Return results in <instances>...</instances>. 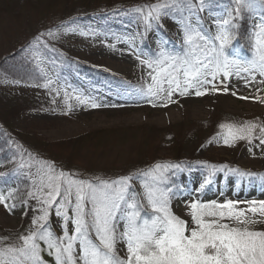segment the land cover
Wrapping results in <instances>:
<instances>
[{"label": "rangeland", "instance_id": "obj_1", "mask_svg": "<svg viewBox=\"0 0 264 264\" xmlns=\"http://www.w3.org/2000/svg\"><path fill=\"white\" fill-rule=\"evenodd\" d=\"M161 1L0 0V70L7 71V77L0 78V134L15 144H3L0 137L1 177L15 164H25L33 174L37 164L78 180H114L175 161L264 173V144L260 143L264 77L256 74L253 81L247 73L227 79L218 76L213 82L217 90L204 85L206 94L200 97L191 90L185 96L174 91L170 100L166 91L161 92L152 98L155 107L142 95L141 89L146 91L152 85L151 76L156 72L155 65L149 67L141 61L156 60L161 52L180 51L182 24L197 27V17L202 21L199 27L215 35L213 21L227 18L231 11L229 5H220L215 11L197 8L178 18L163 15L150 21L145 14L134 23L119 22L121 13H98L107 7L118 11ZM262 10L252 9L245 19L233 13L235 38L226 49L230 55L238 52L241 58L250 57L255 16ZM28 41L45 42L55 54L117 79V88H104L68 70L61 78L42 51L32 50L27 60L14 59V53ZM161 86L168 89L167 83ZM93 103L99 107H91ZM247 123L257 125L251 142L236 139L225 146L227 128L221 125L240 128ZM166 178L163 186L172 188L171 210L186 220H190L187 204L193 200L239 201L240 209L250 208V201H264V187L221 174L203 176L194 166ZM205 179L211 183L200 190ZM8 185L15 191L3 195L14 207L8 211L0 205V229H22V235H27L35 230L32 221L39 214L34 211L35 200L28 196L34 184L30 188L16 182ZM132 188L142 198L139 180L132 181ZM247 215L261 221L249 224L251 230L264 231V217L259 212ZM50 224L60 235L54 213ZM117 252L125 255L123 243L117 244Z\"/></svg>", "mask_w": 264, "mask_h": 264}, {"label": "snow or ice", "instance_id": "obj_2", "mask_svg": "<svg viewBox=\"0 0 264 264\" xmlns=\"http://www.w3.org/2000/svg\"><path fill=\"white\" fill-rule=\"evenodd\" d=\"M255 2L234 0L236 16L240 15L241 6L246 4L252 9ZM259 3L264 9V0ZM165 6H145L148 8L145 20L158 19L159 10ZM137 11L143 12V9ZM234 19L233 12L229 11L227 18L214 20L213 35L199 27L202 21L197 17V27L182 24L180 51L161 52L156 60L141 61L149 67L155 65L152 85L146 91L141 89L153 107L157 105L152 98L161 92L166 91L170 100L174 91L185 96L191 90L200 97L206 94L204 85L217 90L213 82L218 76L227 79L232 74L247 73L253 81L256 74L264 77V10L255 16L250 57L241 58L238 52L233 56L226 51L235 38L231 31L236 27ZM164 83L168 85L167 90L161 86ZM91 107L99 105L93 103ZM221 127L227 128L225 146H231L236 139L251 142L257 125ZM260 132V143L264 144V127ZM179 167L157 164L136 176L95 182L75 179L63 171L56 173L53 168L41 169L33 181L34 190L28 193L36 202L34 211L39 213L32 221L35 230L19 236L18 244H6L0 239V264H49L44 254L54 264H264V231L248 227L261 221L247 215L259 212L264 217V201L253 200L249 202L250 208L240 209L239 201L193 200L187 204L190 220L182 219L171 210L172 188L163 186L167 182L164 175L167 169ZM141 177H151V180ZM133 180L140 181L142 198L132 188ZM209 183L211 179H205L200 190ZM0 205L8 211L14 207L8 205L3 194H0ZM53 213L60 222V235L51 228ZM118 243L124 244V256L117 252Z\"/></svg>", "mask_w": 264, "mask_h": 264}, {"label": "trees", "instance_id": "obj_3", "mask_svg": "<svg viewBox=\"0 0 264 264\" xmlns=\"http://www.w3.org/2000/svg\"><path fill=\"white\" fill-rule=\"evenodd\" d=\"M247 3V0H246ZM153 4H160V5H166L165 7H162L160 11V16L168 15L172 18H178L179 15L183 12H192L193 10L197 8H203L206 11H215L220 5H229L231 11L235 14V8L236 4L234 3V0H203V3L201 5V0H179V3L174 2V0H164L161 2H156L152 4L144 3L140 4L137 7H132L128 9H121V10H113L110 9V7L104 8L102 10H98V13H121L118 15L117 20L119 22H129L134 23L136 21H139L142 19V17L147 14L148 8L145 6H150ZM138 8H142L143 12L137 11ZM254 8H260L262 9V6L259 3V0H256L255 3L252 5V9ZM252 9H249L246 4L245 6H241L240 9V17L245 19ZM155 15V14H154ZM242 19V20H243ZM240 40L243 41V38ZM239 40V41H240ZM39 44L32 41H28L24 44V46L18 48L17 52L14 53V55H17L14 59H20L23 60L24 58L27 60L29 53L34 50L42 51L43 54L46 56V58L51 63L52 67L57 69L56 72H58V75L63 78L65 74V70L78 72V74L82 75L84 78L89 80L92 83L100 84L102 87H112L114 89L118 86V81L115 78H111L109 76H105V74L99 73L97 71L91 70L90 68H87L85 65H82L80 63H77L71 59H67L64 57V55H58L55 54L52 49L49 48V46L45 42H38ZM7 71H1L0 70V78L1 77H7L6 75ZM64 73V74H63ZM112 84V85H111ZM0 137H2L1 141L3 144H9L12 147L15 145L13 142L7 141V137L5 134H0ZM8 142V143H6ZM171 165H180L179 168H168L167 171L164 173V175L171 176L172 173H180L182 171H187L189 166H194L198 173L203 176L207 177H215L218 174L229 176L233 178L235 181H239L240 179L244 182L246 181L248 185H254L256 184L257 187H264V173L263 174H249L245 171L235 170L233 168H225L219 164H212V163H206V162H194V161H175L174 163H171ZM33 167L36 169L35 173L30 172V168H26L25 164L22 166V164H15V168L9 170L4 176H0V194H7L15 191V189H12L9 187V182H16L18 185L21 183L23 185H27L28 188H30V184L33 183L32 179L35 177L37 178V173L43 169L42 166H37V164H34ZM148 179L151 180L150 177H141V179ZM115 180V179H114ZM8 182V183H7ZM95 182V181H94ZM22 235V229L14 230V231H8L0 229V239L4 240L6 244H13L19 243L18 237ZM44 258L49 261V264H54V261L50 257H48L46 254H44Z\"/></svg>", "mask_w": 264, "mask_h": 264}]
</instances>
